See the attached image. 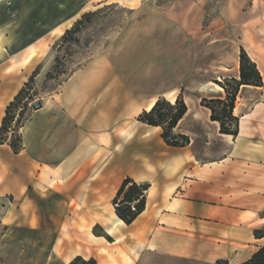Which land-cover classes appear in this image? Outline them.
Listing matches in <instances>:
<instances>
[{"label":"crops","instance_id":"obj_1","mask_svg":"<svg viewBox=\"0 0 264 264\" xmlns=\"http://www.w3.org/2000/svg\"><path fill=\"white\" fill-rule=\"evenodd\" d=\"M97 1L138 11L148 0ZM195 44L176 16L142 11L106 58L29 108L21 151L9 145L11 134L0 142V264H241L264 246V85L241 86L238 134L221 133L200 99L225 97L216 81L239 79L240 57L232 75L227 63L215 81L187 82ZM182 90L187 112L174 132L189 143L172 146L140 115ZM16 95L0 82V128ZM126 178L149 184L130 224L113 203Z\"/></svg>","mask_w":264,"mask_h":264},{"label":"rangeland","instance_id":"obj_2","mask_svg":"<svg viewBox=\"0 0 264 264\" xmlns=\"http://www.w3.org/2000/svg\"><path fill=\"white\" fill-rule=\"evenodd\" d=\"M146 2L131 11L97 0H0V82L21 91L16 118L22 109L21 118L29 114L34 101L58 91L77 69L106 58L126 22L148 9L176 16L193 35L197 65L187 82L215 81L227 63L232 75L241 47L254 51L264 67V0ZM179 96L184 98L183 90ZM171 99L174 103L176 95Z\"/></svg>","mask_w":264,"mask_h":264},{"label":"trees","instance_id":"obj_3","mask_svg":"<svg viewBox=\"0 0 264 264\" xmlns=\"http://www.w3.org/2000/svg\"><path fill=\"white\" fill-rule=\"evenodd\" d=\"M239 79L225 77L217 83L224 89L226 98L203 97L200 104L211 110V119L220 124V132L237 136L239 118L233 114L237 95L242 85L263 86V78L254 62L243 47L240 53ZM21 91L8 104L5 116L0 128V142L7 140L15 153L22 149V136L20 128L26 121L28 114L21 118L23 109L19 117L16 118L14 109L18 106ZM187 112V104L182 96H179L174 103L160 98L149 111H144L140 115V120L163 128V138L167 144L172 146H185L189 143V137L174 132L179 120ZM149 188L148 183H137L130 178H126L120 186L113 203L117 216L126 224L132 223L135 218L144 210L146 195ZM263 234V231H256V234ZM70 264H98L95 259L75 258ZM215 264H228L227 260H218ZM241 264H264V246L259 247L247 260Z\"/></svg>","mask_w":264,"mask_h":264},{"label":"water","instance_id":"obj_4","mask_svg":"<svg viewBox=\"0 0 264 264\" xmlns=\"http://www.w3.org/2000/svg\"><path fill=\"white\" fill-rule=\"evenodd\" d=\"M41 106H42V103H41V101H34L33 103H32V108L33 109H39V108H41Z\"/></svg>","mask_w":264,"mask_h":264},{"label":"bare ground","instance_id":"obj_5","mask_svg":"<svg viewBox=\"0 0 264 264\" xmlns=\"http://www.w3.org/2000/svg\"><path fill=\"white\" fill-rule=\"evenodd\" d=\"M251 53V52H250ZM251 55H253L252 53H251ZM254 56V55H253ZM212 88L213 89H220V87L219 86H212ZM154 102H152L150 105H149V107H148V110H151L152 109V107L154 106Z\"/></svg>","mask_w":264,"mask_h":264}]
</instances>
